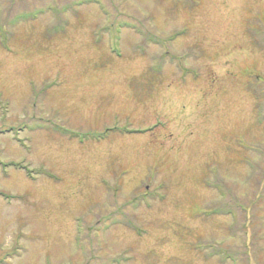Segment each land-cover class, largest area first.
<instances>
[{"label": "rangeland", "instance_id": "obj_1", "mask_svg": "<svg viewBox=\"0 0 264 264\" xmlns=\"http://www.w3.org/2000/svg\"><path fill=\"white\" fill-rule=\"evenodd\" d=\"M0 264H264V0H0Z\"/></svg>", "mask_w": 264, "mask_h": 264}]
</instances>
